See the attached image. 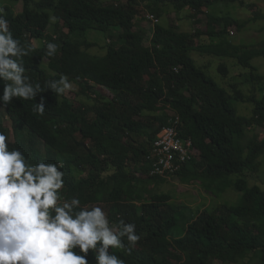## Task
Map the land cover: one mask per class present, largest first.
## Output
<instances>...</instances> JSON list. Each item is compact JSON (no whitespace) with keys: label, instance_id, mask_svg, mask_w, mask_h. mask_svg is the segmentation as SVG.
<instances>
[{"label":"trees","instance_id":"16d2710c","mask_svg":"<svg viewBox=\"0 0 264 264\" xmlns=\"http://www.w3.org/2000/svg\"><path fill=\"white\" fill-rule=\"evenodd\" d=\"M0 1L13 35L36 45L25 57L33 81L43 87L63 74L73 85L62 96L45 89L35 101L0 104L22 137L10 146L32 162L62 161L65 196L103 206L117 225L136 224L138 244L129 252L125 239L126 247L114 250L125 264H264V137L256 133L264 129V75L254 65L264 59V42L249 47L231 39L232 29L264 20L257 6L250 0ZM224 3L251 8L254 16L240 22L210 13ZM168 4L180 21L189 11L193 32L160 23ZM90 33L110 39L102 54L90 52L98 47ZM43 40L58 44L54 57L45 55ZM192 53L233 60L240 73L233 78L232 67L221 64L220 74L232 77L223 87ZM3 87L0 81V95ZM42 97L45 113L35 114ZM240 103L253 105L251 116L239 114ZM166 128L192 143V159L177 173L151 176L154 162L146 157ZM0 130L6 132L2 117ZM174 178L215 198L233 190L240 200L194 212L157 191ZM87 258L96 264L91 251Z\"/></svg>","mask_w":264,"mask_h":264},{"label":"clouds","instance_id":"9594fccd","mask_svg":"<svg viewBox=\"0 0 264 264\" xmlns=\"http://www.w3.org/2000/svg\"><path fill=\"white\" fill-rule=\"evenodd\" d=\"M9 24L5 7H0V81L4 84L0 104L12 105L13 98L35 101L45 89L56 96L70 92L73 85L63 74L45 81L43 87L33 81L25 57L36 45L15 37ZM42 43L47 57L57 54V43ZM33 112L45 113L43 97L35 102ZM6 132L0 130V264H90V251L96 264H125L114 250L124 249L125 239L129 252L138 244L136 224L121 219L117 225L102 206L82 204L76 195L65 196L63 162H32L21 149L10 146L16 142Z\"/></svg>","mask_w":264,"mask_h":264},{"label":"rangeland","instance_id":"374dc122","mask_svg":"<svg viewBox=\"0 0 264 264\" xmlns=\"http://www.w3.org/2000/svg\"><path fill=\"white\" fill-rule=\"evenodd\" d=\"M258 1L261 0H250L248 4H252L256 6L255 4L258 3ZM13 7H16V10L18 12L22 11V5L21 4H15L11 3ZM19 5V6H18ZM3 2L0 1V7H3ZM249 6V5H248ZM166 13L164 18L161 20V23L165 26H170L171 24L178 23L182 27V31L185 32H193L195 30V25L190 21V19H187L185 17H188L189 11H184L182 13L183 20H178V17L176 15L175 7L172 4H168L165 6ZM251 7V6H250ZM211 14L217 15V16H233L235 19H238L240 22L250 20L254 13L251 11V8H243L239 3L236 4H219L215 6V8L211 9ZM204 22H207V19H203ZM55 23V22H54ZM260 22L257 24L259 26ZM262 25H264V22H261ZM152 25V24H151ZM254 25V24H253ZM153 26V25H152ZM256 25L250 27L248 26L245 30L239 32L237 29H232L234 31V36L231 37L232 41L235 42L237 45H248L249 47H254L258 45L259 43L264 42V33L257 35L255 30L257 28ZM202 30H206V23H204L201 26ZM152 27L146 23L145 24V30L148 32V39L152 37L150 34V30ZM63 32V24L60 25V33ZM89 40L96 44L98 47L92 48L90 52L92 54H102L103 51L100 48L105 47L108 43V40L104 37L102 34H96V33H90ZM192 57L197 62V65L199 67L206 66L208 70L206 69L207 73L221 86H225L226 88L230 87L231 84V78L229 77L226 79L223 77L219 72V66L221 64H227L233 69V78L236 76V74L239 75L240 71L235 66V61L230 59H217L210 56H202L198 53H192ZM254 65L259 68L260 73L264 75V59L259 58L254 60ZM49 66V60L45 59L44 61V67L48 69ZM236 71V72H234ZM245 79V78H244ZM264 87V86H263ZM244 89L247 91V88L244 87ZM85 102L89 103L88 99H84ZM238 108L239 114L241 116L249 117L252 115L253 111V105H247V104H235ZM0 115L4 117V125L7 129L8 134L11 137L12 142H19L22 140L21 135L19 134L18 127L13 124V122L6 116L4 110H0ZM261 138L264 137V129L258 128L256 132ZM79 173V172H76ZM256 182V181H255ZM253 181V183H255ZM257 184L261 185V183L256 182ZM157 191L159 193H170L173 196H175L174 200L176 202H179L180 204H183L185 206H188L194 210V212H197L199 210L209 209L211 210L213 207H215L218 204H228L233 205L239 202L240 195L236 193L233 190L227 191L221 198H215L211 195H208L201 186L195 184V185H185L182 184L178 179H172L169 183L164 184L160 186ZM103 207V206H102ZM104 208V207H103ZM105 210V209H104ZM106 211V210H105ZM215 264H222L221 261L215 262Z\"/></svg>","mask_w":264,"mask_h":264},{"label":"built area","instance_id":"2783aa9c","mask_svg":"<svg viewBox=\"0 0 264 264\" xmlns=\"http://www.w3.org/2000/svg\"><path fill=\"white\" fill-rule=\"evenodd\" d=\"M149 19L153 25L159 23V19L154 16H149ZM152 147L151 154L146 157V160L154 162L152 176L164 177L167 171L177 173L192 159V150L187 148L192 147V143L178 140L172 128L164 129Z\"/></svg>","mask_w":264,"mask_h":264},{"label":"crops","instance_id":"0c3cea01","mask_svg":"<svg viewBox=\"0 0 264 264\" xmlns=\"http://www.w3.org/2000/svg\"><path fill=\"white\" fill-rule=\"evenodd\" d=\"M258 8V11L261 12L264 15V0L258 1V3L255 4ZM260 22L259 26H257V24ZM261 22H264V20H260L257 22H254L253 24L257 26L255 32L257 35L262 34L263 30H264V25L261 24ZM251 25L250 27L254 26ZM235 43V42H234Z\"/></svg>","mask_w":264,"mask_h":264},{"label":"bare ground","instance_id":"6f19581e","mask_svg":"<svg viewBox=\"0 0 264 264\" xmlns=\"http://www.w3.org/2000/svg\"><path fill=\"white\" fill-rule=\"evenodd\" d=\"M187 148L192 149V147H187Z\"/></svg>","mask_w":264,"mask_h":264}]
</instances>
